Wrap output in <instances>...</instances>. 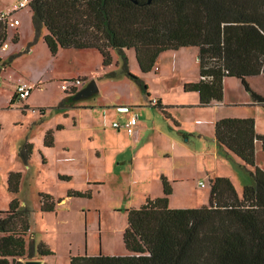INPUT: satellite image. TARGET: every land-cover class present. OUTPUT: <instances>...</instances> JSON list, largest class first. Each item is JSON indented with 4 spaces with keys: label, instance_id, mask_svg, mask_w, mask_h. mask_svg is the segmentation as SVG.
<instances>
[{
    "label": "trees",
    "instance_id": "16d2710c",
    "mask_svg": "<svg viewBox=\"0 0 264 264\" xmlns=\"http://www.w3.org/2000/svg\"><path fill=\"white\" fill-rule=\"evenodd\" d=\"M27 5L37 28L34 40L45 28L42 37L51 54L61 48H94L106 67L115 52L120 58L115 67L119 65L146 96L147 86L130 71L125 50L133 48L139 70L148 72L162 51L196 46L199 79L183 86L198 92L199 106L222 100L226 76L238 78L252 99L264 104V97L246 79L264 76V0H29ZM6 27L0 19V46ZM76 91L65 90L59 107L73 103ZM14 96L10 104L19 100ZM153 105L163 107L158 100ZM214 137L249 172L252 182L240 194L228 177L215 176L206 205L173 208L168 205L171 186L162 176L161 196L126 210L125 254L70 255L68 264H264V169L255 161V141L264 149V134L256 133L253 117H223L214 124ZM52 141V131L47 130L44 145ZM31 151L26 143L19 152L25 164ZM20 181L21 172L10 170L7 189L17 193ZM67 194L90 197L89 191ZM39 197L40 210H55L50 194ZM30 212L17 197L0 210V264H23L19 258L53 253L43 242L26 240Z\"/></svg>",
    "mask_w": 264,
    "mask_h": 264
},
{
    "label": "rangeland",
    "instance_id": "374dc122",
    "mask_svg": "<svg viewBox=\"0 0 264 264\" xmlns=\"http://www.w3.org/2000/svg\"><path fill=\"white\" fill-rule=\"evenodd\" d=\"M19 1L0 0V12L14 8ZM12 17L20 23L17 26L7 24L4 42L9 48L6 51L0 49V64L7 62L0 67V210L7 209L13 197L18 198L21 206L30 209L26 240L35 245L43 242L53 252L44 257L41 264H68L70 255L98 254L100 250L125 254L121 234L126 226V210L139 205L141 181L130 175L129 150L112 156L116 132L111 122L116 120L123 124L124 118L121 113L115 115L111 110L114 102L129 103L135 109L142 106V111L151 109L152 104L142 87L120 72V58L115 52H112L114 61L106 67L101 65V56L94 48H61L51 54L42 37L45 28L34 40L37 28L28 5L16 9ZM128 51L130 71L144 81L150 94L164 89V75L170 77L174 85L181 73L199 72L196 46L162 51L157 63L161 69L144 73L139 72L134 49H127L125 53ZM115 60L119 61L117 67ZM132 65L137 68L136 73ZM113 71L116 76L104 75ZM83 72L86 76L79 75ZM71 75L86 79V83L94 80L97 92L75 101V104L86 103L94 107H59L60 100L70 92H65L61 83ZM225 79L232 91L238 93L239 80L234 76ZM20 80L35 86L26 99L10 104V97ZM252 85L264 90L262 78L253 80ZM99 103L104 105L98 106ZM137 113V118L142 120L141 116L145 114L138 110ZM57 123L63 125L61 130L54 129ZM49 128L55 133V142L50 148L43 146V136ZM120 135L124 142L130 143V135L126 132ZM26 143L32 145L27 164L19 156ZM195 163L199 166V157ZM10 170L21 172L20 187L15 194L7 189L6 178ZM59 173H66L71 179L60 180ZM241 173L249 175L243 169ZM194 174L189 176L184 193H191L195 200H183L188 196L182 195V189L178 188L171 202L175 201L177 206H201L198 198L207 187L197 185V173ZM95 178L102 183L87 184ZM146 182L154 184V177ZM68 188H89L91 194L90 197L71 196L57 202L65 197ZM43 193L54 198V211L40 210L39 194Z\"/></svg>",
    "mask_w": 264,
    "mask_h": 264
},
{
    "label": "crops",
    "instance_id": "0c3cea01",
    "mask_svg": "<svg viewBox=\"0 0 264 264\" xmlns=\"http://www.w3.org/2000/svg\"><path fill=\"white\" fill-rule=\"evenodd\" d=\"M8 48L9 45L5 51ZM126 54L129 60V51L126 52ZM157 63L158 58L156 65L152 70L158 71L161 69L157 66ZM132 68L133 72L136 73L137 68L135 65H132ZM139 72L144 73L141 71ZM106 73H104V75H106ZM79 75L86 76V73L83 72ZM257 78H262L264 81V76L262 74L248 76L246 79L249 83V86L255 92L264 97V90L252 85V81L257 80ZM198 79L199 72L197 71H191L189 74L181 73L180 78L175 81L174 85H172L170 82V77L164 75L163 80L166 82L164 89L157 92H151L152 97L148 92L147 96L150 105V100L155 98L160 102L161 105H163L162 108H158L152 104L151 109H144V111H142V106H136L135 109V106L130 105L129 103H113V109L111 111H113V114L115 115L121 113V116L124 118L123 122H125L132 114L136 116L135 131L132 135L128 134L123 127L113 128V130L116 132V137L111 149L113 150V158L114 156H118L117 153H124V151L127 150L130 151V175L135 180L141 181L139 183L140 191H138L140 203L137 207H139L146 198H155L162 195V176L165 177L171 186V194L168 198V205L173 208L199 207L177 206L178 204H176L175 201L171 202L173 196H175V193L178 191V188L182 189V195L188 196L183 200L187 199V201L191 202L192 199H194L191 193H184L185 187H188L187 181L189 180V176L195 175L194 172L197 173L198 177L197 185L200 187H207V191L204 192L201 198H198V203H200L201 206L208 203L209 182L210 179L215 176L228 177L238 194L241 193L245 184L250 183V175L241 173V170L243 169L249 174L243 162L236 155L227 151L225 148H222V146L216 142L214 137V124L218 119L223 117H253L256 133L264 134V104L253 100L249 92L242 88L243 86L241 83L240 84L242 87L239 86V90L237 89L239 94L234 93L229 87L228 81L224 78L225 81L223 80L222 100L212 101L210 104L203 107L199 106L198 92L193 90L186 91L183 86L186 82H192ZM82 80L84 83L81 87H83L86 83V79ZM75 101L77 100H73V103L66 102L65 107L67 109H75L77 107L89 109V107H94L92 104L86 103H78V105L75 104ZM97 105L103 106L104 104L99 103ZM106 109L110 110L108 106H106ZM137 110L139 113L145 114L144 116H141L142 120L137 118ZM149 115L152 116L149 117ZM113 121L116 120H112V122ZM62 128L63 125L61 123H57L54 129L57 131L61 130ZM54 129H47L52 131V145L46 146L43 142V146L50 148L54 145ZM122 132H126L128 135H130V143H128V141L124 142L123 137L120 135ZM196 157L200 158L199 166L195 163ZM262 159L264 161V149L262 148L261 142L257 140L255 141V161L258 166L264 169ZM60 175L68 176L69 178H60ZM57 177L60 180L65 181H69L71 179V176L66 173H59L57 174ZM152 177H154V184L150 185L149 182L146 181H149L150 179L152 180ZM99 183L102 182L97 178L87 181L88 185H98ZM68 190H76L81 192L89 191L91 194V189L89 188L84 190L68 188L66 190L65 197L59 198L57 202L71 197L67 194ZM151 190H155V192L152 193ZM99 253L116 254L112 252H103L102 250H100ZM94 254L96 253H90L89 255ZM44 257H39L35 254V256L31 258H40L43 262ZM19 260L23 261L24 259L19 258Z\"/></svg>",
    "mask_w": 264,
    "mask_h": 264
},
{
    "label": "built area",
    "instance_id": "2783aa9c",
    "mask_svg": "<svg viewBox=\"0 0 264 264\" xmlns=\"http://www.w3.org/2000/svg\"><path fill=\"white\" fill-rule=\"evenodd\" d=\"M28 2L29 0H20L19 3L14 8L0 12V19L4 20L7 24L9 23V25L11 26L13 25L17 26L19 24V20L17 18H13L12 14L16 9L27 5ZM7 46L8 44L5 42L0 46V49L5 50ZM83 83L84 81L81 79V77H78L76 75H71L70 77L62 81L61 87L67 91H71V90L76 91L82 86ZM34 86L35 85H33L32 83L20 80L15 85L14 94L18 99H25L30 94ZM155 102H156L155 98H152L150 100L151 104H154ZM135 125H136V116L134 114L130 115L123 124H119L117 121L112 122L113 127L116 128L123 127L130 135L134 133Z\"/></svg>",
    "mask_w": 264,
    "mask_h": 264
},
{
    "label": "water",
    "instance_id": "95a60500",
    "mask_svg": "<svg viewBox=\"0 0 264 264\" xmlns=\"http://www.w3.org/2000/svg\"><path fill=\"white\" fill-rule=\"evenodd\" d=\"M98 88L94 80L88 81L83 87L78 89L72 96V100H79L82 98H87L93 96L97 92ZM42 260L40 258H28L23 260V264H41Z\"/></svg>",
    "mask_w": 264,
    "mask_h": 264
}]
</instances>
